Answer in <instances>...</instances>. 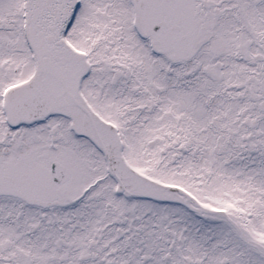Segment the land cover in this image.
Listing matches in <instances>:
<instances>
[{"label": "snow or ice", "instance_id": "snow-or-ice-1", "mask_svg": "<svg viewBox=\"0 0 264 264\" xmlns=\"http://www.w3.org/2000/svg\"><path fill=\"white\" fill-rule=\"evenodd\" d=\"M0 264H264V0H0Z\"/></svg>", "mask_w": 264, "mask_h": 264}]
</instances>
